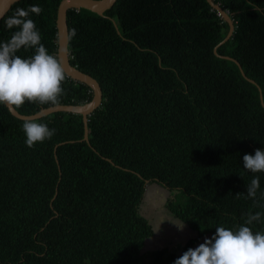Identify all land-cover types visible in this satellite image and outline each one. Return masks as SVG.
Masks as SVG:
<instances>
[{
	"label": "trees",
	"instance_id": "16d2710c",
	"mask_svg": "<svg viewBox=\"0 0 264 264\" xmlns=\"http://www.w3.org/2000/svg\"><path fill=\"white\" fill-rule=\"evenodd\" d=\"M59 1L18 0L0 18V42L17 30L5 26L17 9L38 5L30 18L56 55ZM213 2L233 26L221 43L227 25L205 0H115L101 15L65 9L68 63L95 80L100 103L86 116L85 139L79 114L31 119L56 130L31 148L28 120L0 105V264H143L152 229L138 206L150 183L171 193L166 210L195 233L180 254L152 264H174L217 227L264 232V172L243 166L245 154L264 151V0ZM62 87L60 105L91 98L67 76Z\"/></svg>",
	"mask_w": 264,
	"mask_h": 264
},
{
	"label": "clouds",
	"instance_id": "9594fccd",
	"mask_svg": "<svg viewBox=\"0 0 264 264\" xmlns=\"http://www.w3.org/2000/svg\"><path fill=\"white\" fill-rule=\"evenodd\" d=\"M42 10L38 5L20 8L5 21L6 28L17 29L8 41L0 42V105L9 110L21 108L26 102L55 106L64 94L66 73L62 60L47 51L30 18V14L39 15ZM21 48L34 49L35 54L21 58L16 54ZM22 130L29 148L51 139L56 131L33 120L25 121ZM243 166L252 173L264 172V151L256 149L254 155L245 154ZM259 187V178H254L247 186V195L254 198ZM260 218L259 212L249 214L246 224ZM161 222L155 232L159 231ZM174 224L182 231L185 223ZM174 264H264V232L254 233L248 226L235 231L217 227L211 238H205L195 249H188Z\"/></svg>",
	"mask_w": 264,
	"mask_h": 264
},
{
	"label": "water",
	"instance_id": "95a60500",
	"mask_svg": "<svg viewBox=\"0 0 264 264\" xmlns=\"http://www.w3.org/2000/svg\"><path fill=\"white\" fill-rule=\"evenodd\" d=\"M18 0H0V18L4 16L6 12H8ZM115 0H60L55 12V30H56V55L62 60L66 76L71 78L74 81L82 83L86 85L91 91V98L88 102L83 103L81 105H55L49 106L46 108H41L35 113L28 115L18 114L14 109L9 110L8 107L4 106L7 111L15 118L21 120H31L38 118L40 116L55 112V111H64L70 113L79 114L83 123V136L82 139L86 138V128H85V120L86 116L91 113L100 103V89L98 84L88 75L81 73L76 70L73 66L68 63L66 57V25L64 20V14L66 8H83L88 11H91L97 15H101L103 12L108 10L112 3ZM211 9H213L217 15L226 23L227 32L223 39L219 42H224L227 40L232 32V24L230 18L228 17L225 10H222L213 0H205ZM218 43V44H219ZM227 58V57H224ZM237 65V63L234 61ZM239 69V68H238ZM240 71V69H239ZM241 73V71H240Z\"/></svg>",
	"mask_w": 264,
	"mask_h": 264
},
{
	"label": "rangeland",
	"instance_id": "374dc122",
	"mask_svg": "<svg viewBox=\"0 0 264 264\" xmlns=\"http://www.w3.org/2000/svg\"><path fill=\"white\" fill-rule=\"evenodd\" d=\"M170 194L165 188L157 184L150 183L144 185L141 201L138 206V213L149 222L152 235L143 241V246L139 250L140 260L143 264H152V260L156 257L163 260L161 263L166 262L167 253L171 255L180 254L181 245L185 240L195 236V233L185 225L181 231L174 224L182 225L165 208V202ZM160 222V229L158 232H155ZM200 241L190 248L195 249L198 247Z\"/></svg>",
	"mask_w": 264,
	"mask_h": 264
},
{
	"label": "built area",
	"instance_id": "2783aa9c",
	"mask_svg": "<svg viewBox=\"0 0 264 264\" xmlns=\"http://www.w3.org/2000/svg\"><path fill=\"white\" fill-rule=\"evenodd\" d=\"M226 12V11H225Z\"/></svg>",
	"mask_w": 264,
	"mask_h": 264
}]
</instances>
